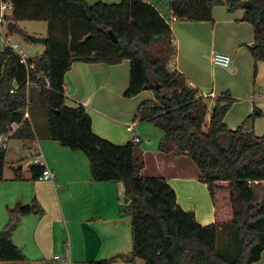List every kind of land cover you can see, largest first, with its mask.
Masks as SVG:
<instances>
[{"label": "trees", "instance_id": "trees-1", "mask_svg": "<svg viewBox=\"0 0 264 264\" xmlns=\"http://www.w3.org/2000/svg\"><path fill=\"white\" fill-rule=\"evenodd\" d=\"M247 2L244 7L241 0H98L92 4L12 0V12L5 18L8 32L32 42L18 22L43 20L47 35L43 52L28 57L34 64L28 71L11 47L4 45L0 50V135L11 131L8 138L22 142H34L38 136L81 151L91 180L121 182L128 198L125 212L130 216L131 251L92 264L135 259L144 264H252L259 260L264 251V198L258 200L256 183L264 181V135L257 136L250 127L262 111L254 106L239 126L229 129L224 117L235 99L228 90L215 97L209 112L206 98L185 75L166 67L174 50L170 19L213 23V8L226 6L228 12L243 9L241 21L252 27L248 49L256 75L257 63L264 62V0ZM124 59L129 61L124 97L143 90L153 93L151 100L139 104L134 119L160 129V153L173 152L192 161L212 202L216 183L228 182L231 221L200 224L192 211L177 204L174 189L164 177L143 173L139 142L117 145L96 135L85 106L67 103L64 75L73 62L113 65ZM36 98L46 111L43 129L31 108L30 100ZM25 110L31 113L28 118L23 116ZM13 124L18 125L15 130ZM5 154L6 148L0 147V181ZM18 170L14 168L16 179L21 177ZM30 170L37 178L43 167L32 164ZM33 212H42L36 199L9 210L0 230V262L26 260L12 235L20 218ZM220 234H226L223 245Z\"/></svg>", "mask_w": 264, "mask_h": 264}, {"label": "crops", "instance_id": "crops-1", "mask_svg": "<svg viewBox=\"0 0 264 264\" xmlns=\"http://www.w3.org/2000/svg\"><path fill=\"white\" fill-rule=\"evenodd\" d=\"M101 1L113 3L116 0ZM157 1L163 3V0ZM212 12L213 23L170 21L174 50L166 67L184 74L188 83L206 98L209 109L215 97L228 90L235 99L224 117L229 129L239 126L254 106L259 108L262 116L250 128L257 136H262L264 62L257 63L253 84L241 78L240 73L248 66L254 69L248 49L253 42L252 27L241 21L243 9L228 12L226 6H215ZM212 51L230 55L232 67L229 72L216 77L214 72L206 70L207 63L214 65ZM128 83L127 59L113 65L73 62L64 75L67 103L85 106L96 135L117 145L132 141L133 136L139 138V143L143 136L156 138L157 142L162 136L158 128L148 121L134 119L139 104L151 100L153 95L140 92L126 98L123 93ZM129 125L132 126L131 131L126 129ZM17 127V124L11 126L13 130ZM11 139L6 140V150ZM14 140L19 150L29 149L34 155L42 154V167L51 170L54 178L47 181L34 178L30 170L32 159L25 161L26 156L23 155L11 160L7 173L4 163L3 180L0 181V230L8 220L9 210L33 199L42 212L21 217L12 235L13 242L22 249L26 260L0 264H92L93 261L131 251L130 216L125 212L127 202L124 201L121 182L92 181L84 153L70 150L57 141L38 136L34 142ZM142 153L145 161L143 173L164 177L174 189L177 204L185 211H192L200 224L224 223L233 219L231 206L225 205L229 203V190H225L226 199L218 202L216 195L212 202L206 184L198 180V171L193 170L195 165L188 157L173 152H151L144 148ZM14 168H19L20 179L15 178ZM222 183L228 186V182ZM260 190L264 191V181L256 183L258 200L264 198L260 197ZM56 255L59 258H54ZM263 256L264 251L252 264L261 262ZM112 264L144 262L135 259L132 263L117 261Z\"/></svg>", "mask_w": 264, "mask_h": 264}, {"label": "rangeland", "instance_id": "rangeland-1", "mask_svg": "<svg viewBox=\"0 0 264 264\" xmlns=\"http://www.w3.org/2000/svg\"><path fill=\"white\" fill-rule=\"evenodd\" d=\"M95 1H97V0H95ZM119 1L120 0H116L115 2H119ZM245 1H247V0H243L242 4ZM88 2H89V4L94 3L93 0H88ZM18 26L27 35L28 34H35L37 36H44V37L47 35V23L45 21H43V20H24V21H19L18 22ZM6 37L9 40L10 44H14V43L17 44V46H18L17 50L20 51V52L25 53L27 56L33 57V56L39 55V54H41L43 52V49H44L43 45H41L39 43L27 41L22 34H17V33H11L10 34L8 32L7 28H6V25L5 24H0V50L4 47V45L6 43V41H5ZM230 67H232V64L230 65ZM206 70L209 73L214 72L216 77L224 75L225 72H229V70L227 68H223V67L217 66V65H209L208 63L206 64ZM242 72H240L241 73V78H243L246 81H248L249 84H253L254 79H255L253 67L251 68V67L248 66L247 69L245 71H242ZM244 72H245V74H244ZM252 86H255V85H252ZM261 91H262L261 94L264 95V88H262ZM142 92L151 94V97L153 95L151 90H143ZM30 101H31V108L34 111L35 119H38V121H40V128L41 129L45 128L46 124H47V116H46L45 109L41 106V104L39 103L37 98H36V100L35 99L34 100L31 99ZM211 107L209 109V112L211 110ZM208 117H209V113L206 116V120L208 119ZM151 126H153V125H151ZM153 128H155V127L153 126ZM157 130H159L158 132H160L161 135H162V132L160 131V129H157ZM158 141L159 140H157V142H156V138L143 136L142 137V141L140 143L141 144V148H144V149L149 150L151 152L152 151L153 152H157L158 151V149H157ZM15 144H17V141H15L14 139H11L9 141V143H8V148L6 150V160H5L6 173L10 170L9 169V165H10L12 159L15 160V159L19 158L20 157L19 155L26 156V158L24 159L25 161H27L28 159H32L34 157V153H33L32 150H29V149L28 150L27 149L19 150L17 147H15ZM18 165H20V164H18ZM195 169H196V167L194 166L193 170H195ZM219 184L220 185H218L216 187V189H215V196L216 195L218 196L216 198V200L218 202L222 201V199H226V197H225L226 196V191L225 190H227L226 189L227 188L226 187L227 183H222L221 182ZM259 187H261V186H259ZM257 189H258V187H257ZM259 192H261V193H259L260 197H264V191L260 190ZM227 204L230 206V202L229 203H225V205H227ZM224 235H226V234H224ZM224 235L223 234L219 235V242H220L221 245H223L224 241H225ZM261 260L262 261L257 263V264H264V256H263V258Z\"/></svg>", "mask_w": 264, "mask_h": 264}, {"label": "built area", "instance_id": "built-area-1", "mask_svg": "<svg viewBox=\"0 0 264 264\" xmlns=\"http://www.w3.org/2000/svg\"><path fill=\"white\" fill-rule=\"evenodd\" d=\"M12 0H0V24H5V18L6 16H8L9 14H11L12 12ZM170 21H175V19L172 17L170 19ZM5 45L11 47L18 55H19V62L21 64H23V66L25 67V69L31 70L34 68V64L33 63H29L28 62V57L25 53L20 52L17 50V44H10L9 40L7 39V37L5 38ZM211 60L212 63L214 65L217 66H221L223 68H227L230 69V65H231V57L230 55L226 54V53H222V52H215L212 51L211 53ZM45 86H48V82L46 80ZM11 92H13V89L11 90ZM23 116L25 118H28V112L27 110H25V112L23 113ZM128 131L132 130V126H127L126 128ZM13 130V129H12ZM11 133V131H9L7 134H3L0 135V147L2 148H6L7 144H6V140L9 136V134ZM133 142H139V138L137 136H133L132 139ZM32 164H39V165H43L44 164V156L42 154H35L34 157L31 160ZM54 178V173L49 170L48 168H43L42 172L37 176V180H42V181H47V180H52ZM54 258H59L58 255L54 256Z\"/></svg>", "mask_w": 264, "mask_h": 264}, {"label": "water", "instance_id": "water-1", "mask_svg": "<svg viewBox=\"0 0 264 264\" xmlns=\"http://www.w3.org/2000/svg\"><path fill=\"white\" fill-rule=\"evenodd\" d=\"M244 7H246V6H248V2L247 1H245V2H243V4H242ZM110 36H111V38L113 39V41H116V38H115V36L114 35H112V33H110ZM87 37H89V36H87ZM28 38L32 41V42H35V43H39V44H41V45H45V43H46V37H44V36H37V35H35V34H28ZM124 201L125 202H128V198L127 197H124Z\"/></svg>", "mask_w": 264, "mask_h": 264}]
</instances>
